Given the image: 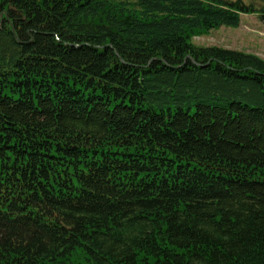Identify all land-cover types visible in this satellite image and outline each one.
Masks as SVG:
<instances>
[{"label": "trees", "instance_id": "1", "mask_svg": "<svg viewBox=\"0 0 264 264\" xmlns=\"http://www.w3.org/2000/svg\"><path fill=\"white\" fill-rule=\"evenodd\" d=\"M264 0H0V264H264V61L196 36Z\"/></svg>", "mask_w": 264, "mask_h": 264}, {"label": "rangeland", "instance_id": "2", "mask_svg": "<svg viewBox=\"0 0 264 264\" xmlns=\"http://www.w3.org/2000/svg\"><path fill=\"white\" fill-rule=\"evenodd\" d=\"M196 47H220L252 54L264 61V23L257 14H242L236 28L221 27L191 40Z\"/></svg>", "mask_w": 264, "mask_h": 264}]
</instances>
